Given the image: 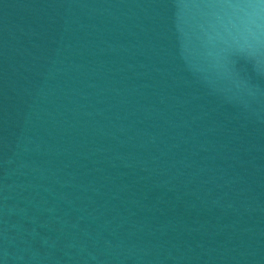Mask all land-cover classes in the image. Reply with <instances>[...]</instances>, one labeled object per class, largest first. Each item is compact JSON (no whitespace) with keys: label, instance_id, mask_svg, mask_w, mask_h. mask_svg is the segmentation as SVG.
<instances>
[{"label":"water","instance_id":"95a60500","mask_svg":"<svg viewBox=\"0 0 264 264\" xmlns=\"http://www.w3.org/2000/svg\"><path fill=\"white\" fill-rule=\"evenodd\" d=\"M0 264H264V0H0Z\"/></svg>","mask_w":264,"mask_h":264}]
</instances>
